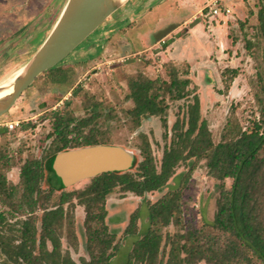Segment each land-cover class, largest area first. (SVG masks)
<instances>
[{
  "label": "rangeland",
  "instance_id": "374dc122",
  "mask_svg": "<svg viewBox=\"0 0 264 264\" xmlns=\"http://www.w3.org/2000/svg\"><path fill=\"white\" fill-rule=\"evenodd\" d=\"M66 1L0 0V84L30 62ZM164 1L137 22L138 10H146L153 3L140 6L135 12L129 11L130 0L123 4L66 58L40 74L0 117V130L4 129L0 132V211L6 216L5 239L9 238L14 246L19 243L22 221L29 220L39 234L42 207L57 208L60 201L61 191L56 190L48 198L40 197L41 207L39 204L31 210L22 206L20 176L25 162L46 159L54 152L55 143L60 145L53 133L56 112L74 118L70 127L73 132L68 136L72 142L92 136L107 142L105 145L122 147L131 154L129 169L133 171L143 159L141 150L146 143L159 170L163 152L171 143L173 125L177 120L180 125L186 120L188 104L195 94L200 100L201 119L207 121L215 144L251 129L255 122L264 131V35L258 19L264 11V0H213L166 38L158 35L173 21L190 17L195 10L184 0ZM215 3L221 13L210 17L209 6ZM156 36L159 40L148 46ZM168 65L190 79L188 95L172 100L166 94L168 109L164 115L144 117L140 125L135 124L127 114L133 105L127 98L129 78L142 75L169 80ZM11 121H19L18 128L9 130L5 124ZM260 156L264 161V150ZM207 161L205 157L180 162L160 190L138 196L116 188L107 195L105 222L116 235L114 247L107 252L112 254V264H125L135 242L154 226L150 206L174 191L180 192L178 210L171 223L160 228L162 238L156 264L167 262L172 245L178 241L190 245V232L200 238L192 243L195 246H203L209 237L218 246L228 241V234L214 222L222 189H230L233 180L222 181L211 175ZM261 173L264 181V162ZM90 184L91 178L66 187L75 195L63 205L65 215L57 228L62 255L70 256L76 264H86L91 254L99 250L87 242L85 206L78 196ZM263 184L258 187L263 188L259 222L264 226ZM2 188H15V194ZM41 188L49 194L46 178ZM135 211L139 212L136 233L126 234ZM47 249L52 250L49 241ZM0 264L20 263L0 251ZM191 264L210 263L196 259ZM239 264L261 263L253 257L252 261Z\"/></svg>",
  "mask_w": 264,
  "mask_h": 264
},
{
  "label": "trees",
  "instance_id": "16d2710c",
  "mask_svg": "<svg viewBox=\"0 0 264 264\" xmlns=\"http://www.w3.org/2000/svg\"><path fill=\"white\" fill-rule=\"evenodd\" d=\"M260 28L264 35V11L258 16ZM169 80L133 76L128 80L129 93L127 98L133 103L127 110L128 117L140 125L144 117L164 115L168 109L165 95L172 100H181L188 95L190 79L179 75L175 66L168 65ZM163 95V97H162ZM56 121L53 133L60 139L55 143L54 152L46 159H34L25 162L21 167V183L23 185L22 206L31 210L40 204L41 196L49 195L59 190L60 201L57 208L42 207L41 229L31 225L29 220L21 222L17 245L9 238L5 239L4 226L6 216L0 211V251L20 264H76L70 256L62 255L57 228L64 218L63 205L74 197L75 192L66 191L62 178L56 173L53 164L58 153L75 148H82L107 142L92 136L84 140L73 141L68 138L73 132L70 129L74 118L55 113ZM166 127V119L162 118ZM186 128L184 129V125ZM78 129V127H76ZM4 132V129L1 131ZM104 142V143H103ZM62 143V144H61ZM264 150V131L259 122L249 130L239 131L229 139L215 144L212 140L207 121L201 119L200 100L198 95L188 104L187 118L182 125L177 120L173 125L171 143L163 152L159 170L151 154L149 144L141 150L143 159L136 169L105 172L91 178V184L78 196L85 206V225L88 234V244L96 245L99 250L91 254V260L86 264H112V254L107 253L113 248L115 233L109 231L105 222L107 216V195L119 188L123 192H132L138 196L160 190L174 174L180 162L190 158H207L209 173L220 180L231 178L230 189H222L218 200L215 225L228 234V241L218 246L214 238L209 237L202 246L193 245L200 238L190 232V245L175 243L172 245L168 260L165 264H191L196 259H205L210 264H239L252 261L256 257L264 264V226L259 222L261 211L259 188L264 181L263 159L260 153ZM46 178L50 185L49 194H44L41 183ZM264 186V184H263ZM8 189L10 195L15 194V188ZM180 192H171L150 206V220L154 225L135 242V245L125 261V264H156L161 244L160 228L171 223L178 210ZM40 204L39 207H41ZM139 212L135 211L126 228V234H135ZM199 239V240H198ZM52 250L47 249V242ZM38 244L39 253L35 254ZM186 256H181V253ZM251 253L252 256L249 254Z\"/></svg>",
  "mask_w": 264,
  "mask_h": 264
},
{
  "label": "water",
  "instance_id": "95a60500",
  "mask_svg": "<svg viewBox=\"0 0 264 264\" xmlns=\"http://www.w3.org/2000/svg\"><path fill=\"white\" fill-rule=\"evenodd\" d=\"M128 1L67 0L49 35L16 77L11 94L0 99V117L40 74L66 58ZM131 161L130 152L122 147L99 144L58 153L53 167L67 187L105 172L129 169Z\"/></svg>",
  "mask_w": 264,
  "mask_h": 264
},
{
  "label": "crops",
  "instance_id": "0c3cea01",
  "mask_svg": "<svg viewBox=\"0 0 264 264\" xmlns=\"http://www.w3.org/2000/svg\"><path fill=\"white\" fill-rule=\"evenodd\" d=\"M213 0H184V3H186L187 5L192 6V8L195 10L190 17H187V18H184V19H181L180 21H173V25L171 27H169L168 29H164V31L159 34L158 36H162L163 35V38H166L167 36L171 35L173 32H176L177 29L179 27H181V25H184L185 23L191 21V17H193L194 14H199V12L201 11V9L206 5V3H209ZM230 2H232V0H229ZM131 2V10L129 9L130 12H135L137 11L138 9H140V6L141 8L144 7L145 5L147 6L148 4L150 3H153L150 5V7H147L146 10H141L140 11L138 10V13L135 14V21L137 22L138 20H141L142 17H144L148 11H150L152 8H155V7H160V5H162V0H130ZM155 3V4H154ZM165 3V1L163 0V4ZM130 7V6H129ZM164 26V25H163ZM159 29V28H158ZM157 29V30H158ZM154 37L153 40L149 41L147 44L148 46H150L152 43L156 42L157 40H159V38Z\"/></svg>",
  "mask_w": 264,
  "mask_h": 264
},
{
  "label": "bare ground",
  "instance_id": "6f19581e",
  "mask_svg": "<svg viewBox=\"0 0 264 264\" xmlns=\"http://www.w3.org/2000/svg\"><path fill=\"white\" fill-rule=\"evenodd\" d=\"M114 1L117 3H122V2H125L126 0H114ZM22 67L23 66H21V69H19L18 72L14 74L11 78H9L8 80L0 84V99L11 94V92L13 91L15 79L20 74Z\"/></svg>",
  "mask_w": 264,
  "mask_h": 264
},
{
  "label": "built area",
  "instance_id": "2783aa9c",
  "mask_svg": "<svg viewBox=\"0 0 264 264\" xmlns=\"http://www.w3.org/2000/svg\"><path fill=\"white\" fill-rule=\"evenodd\" d=\"M209 7H210V10H209L208 15L210 17H215L216 15H219L221 13V9L217 6L216 3H215V5L213 7L212 6H209ZM224 10L227 13L230 12V9L229 8H224ZM5 125H6V127H8L9 130H15L19 126V121L7 122Z\"/></svg>",
  "mask_w": 264,
  "mask_h": 264
}]
</instances>
